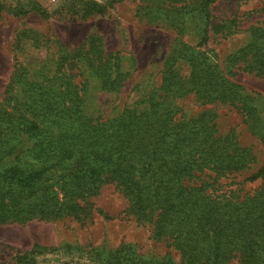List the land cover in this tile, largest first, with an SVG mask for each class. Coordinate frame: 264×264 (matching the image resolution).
Instances as JSON below:
<instances>
[{
	"label": "trees",
	"instance_id": "16d2710c",
	"mask_svg": "<svg viewBox=\"0 0 264 264\" xmlns=\"http://www.w3.org/2000/svg\"><path fill=\"white\" fill-rule=\"evenodd\" d=\"M151 1L164 21L176 28L194 22L201 43L207 41L216 0ZM85 4V14L106 9L96 0ZM212 57L183 44L168 57L158 87L107 117L89 110V82L117 95L130 73L119 52L104 51L101 37L91 35L73 54L60 53L54 65L15 70L10 108L0 112V224L90 217L89 198L114 182L129 211L152 226V236L180 252L176 260L171 253L140 255L130 244H36L18 264H40L44 254L70 256L53 264H225L234 257L264 264V165L239 179L255 159L252 149L234 132L218 134L210 111L177 116L175 99L195 92L204 102H240L246 114L260 118L251 97ZM241 60L264 74V27H253L229 58L232 64Z\"/></svg>",
	"mask_w": 264,
	"mask_h": 264
},
{
	"label": "rangeland",
	"instance_id": "374dc122",
	"mask_svg": "<svg viewBox=\"0 0 264 264\" xmlns=\"http://www.w3.org/2000/svg\"><path fill=\"white\" fill-rule=\"evenodd\" d=\"M87 1L0 0V112L10 108V86L16 69L32 71L44 64L54 65L60 53L73 54L87 46L91 35H96L101 37L106 53L119 52L123 68L130 74L117 95L97 90L90 81L85 94L87 106L95 114H116L158 87L168 57L178 54L187 44L214 56L225 76L240 84L242 92L251 97L252 109L257 108L261 116L256 119L252 112L246 114L240 102H204L195 92L175 99L177 116L190 118L210 111L218 134L234 132L242 146L252 149L255 159L249 169L238 174L239 179L264 165V74L246 69L242 60L233 64L229 61L248 42L253 27H264V0H216L209 9L205 43H201L200 30L194 28L196 23L188 21L190 28L183 24L174 27L163 20L151 0H96L106 6L102 14H85ZM227 25H231L230 30H226ZM183 71H189L187 64ZM259 183H246L245 188L253 189ZM88 202L92 214L84 219L71 215L57 220L35 218L25 223L0 224V264H18V257L36 244L106 249L130 244L146 257L171 253L180 259L176 248L164 239L154 238L152 226L129 211L128 198L114 182L104 183ZM59 258L69 261L70 256L44 254L39 256V262L53 264ZM225 264L241 263L239 257H234Z\"/></svg>",
	"mask_w": 264,
	"mask_h": 264
}]
</instances>
